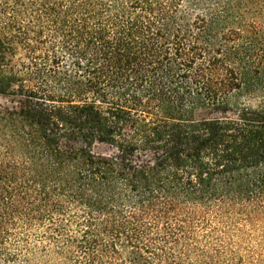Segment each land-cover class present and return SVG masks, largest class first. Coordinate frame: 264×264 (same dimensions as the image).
I'll use <instances>...</instances> for the list:
<instances>
[{
    "label": "trees",
    "instance_id": "trees-1",
    "mask_svg": "<svg viewBox=\"0 0 264 264\" xmlns=\"http://www.w3.org/2000/svg\"><path fill=\"white\" fill-rule=\"evenodd\" d=\"M0 94V264H264V0H0Z\"/></svg>",
    "mask_w": 264,
    "mask_h": 264
},
{
    "label": "rangeland",
    "instance_id": "rangeland-1",
    "mask_svg": "<svg viewBox=\"0 0 264 264\" xmlns=\"http://www.w3.org/2000/svg\"><path fill=\"white\" fill-rule=\"evenodd\" d=\"M19 98L11 95L0 94V127H4L3 118L7 116L8 111H17L19 109ZM217 115H209L201 113L198 115V119L202 118H215ZM233 117V115H232ZM8 144H11L8 146ZM92 152L97 156L110 157L116 153V151L108 144L96 143L92 147ZM15 152L13 142L10 139H0V178L6 176L9 173L13 165L15 164ZM3 180L0 179V192L3 187Z\"/></svg>",
    "mask_w": 264,
    "mask_h": 264
}]
</instances>
